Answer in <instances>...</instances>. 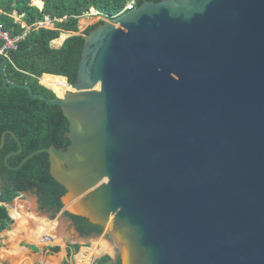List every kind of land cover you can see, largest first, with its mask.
Listing matches in <instances>:
<instances>
[{
    "label": "water",
    "instance_id": "1",
    "mask_svg": "<svg viewBox=\"0 0 264 264\" xmlns=\"http://www.w3.org/2000/svg\"><path fill=\"white\" fill-rule=\"evenodd\" d=\"M0 61L4 89L68 124L64 150L16 167L3 133L0 148L17 144L5 167L46 154L65 211L100 226L120 264H264V0L144 2L104 20L51 100L7 84Z\"/></svg>",
    "mask_w": 264,
    "mask_h": 264
},
{
    "label": "trees",
    "instance_id": "2",
    "mask_svg": "<svg viewBox=\"0 0 264 264\" xmlns=\"http://www.w3.org/2000/svg\"><path fill=\"white\" fill-rule=\"evenodd\" d=\"M163 0H134L135 7L144 2L158 3ZM128 0H0V29L10 36H19L22 29L13 21V16L22 15L23 22L30 26L44 16L51 19L66 20L55 23L54 29L32 30L19 41L15 51L7 54L8 62L3 68L7 84H26L33 94L46 99L55 95L39 85L50 86L53 76L66 79L67 84L74 83L84 37L102 21L87 26L80 34L78 20L92 11L103 20L118 17ZM60 33L71 34L59 48H53L51 41ZM63 38V37H62ZM1 45V44H0ZM1 63V62H0ZM43 75V76H42ZM68 124L57 106L47 105L29 97L24 89H4L0 77V139L3 133L10 132L20 144L21 152L8 158L7 164L16 167L32 152L52 146L64 150L68 145L65 134ZM17 151L12 136L6 134L0 148V234L9 230L15 214L4 205L11 203L22 193H31L36 199L40 211L58 214L62 209L63 188L49 176L47 155L40 153L25 162L15 171L8 170L4 158ZM63 217L71 223L79 236H100L103 229L91 224L87 219L64 212ZM29 249L32 247L27 246ZM72 249V250H71ZM59 247L49 248V253H58ZM79 250L78 245L66 246V257L61 264H70L71 257ZM97 252V251H96ZM95 252V253H96ZM109 256H102L92 264H107ZM113 264H120L116 258Z\"/></svg>",
    "mask_w": 264,
    "mask_h": 264
},
{
    "label": "rangeland",
    "instance_id": "3",
    "mask_svg": "<svg viewBox=\"0 0 264 264\" xmlns=\"http://www.w3.org/2000/svg\"><path fill=\"white\" fill-rule=\"evenodd\" d=\"M99 21L104 20L101 17L90 15L88 17L84 15L78 20L80 27L85 26L84 28ZM63 35L66 36V34ZM67 92L65 91L63 96ZM19 200L20 202L16 203L14 201L8 205V212L10 214L11 211L15 214V221L12 219L13 223L9 230L0 234V264H61L63 259H65L66 245L71 248L74 245L79 246L78 252L72 255L70 264H91L102 256H109L110 262L107 264L115 262L117 255L106 232L103 231L100 236H79L62 215L68 209L65 205H62L63 207L58 214L52 216L51 213L40 211L36 208L35 197L31 193H26L23 197L20 196ZM29 217H32V219L30 218L31 220H29ZM35 220H45L52 225L53 231L48 230L42 234L50 237L51 241L49 244H42L40 237H37L38 227L36 229L37 223ZM18 221L20 222L17 224ZM23 222H28V224ZM19 228L20 236L10 240L8 233ZM35 229L36 231H34ZM26 246L36 248V253H31ZM52 247H59V252L57 254L49 253L47 249ZM97 249L100 250L94 253ZM15 251L19 252L17 256H15ZM32 251L35 250L32 249ZM82 255L84 257L80 258Z\"/></svg>",
    "mask_w": 264,
    "mask_h": 264
},
{
    "label": "built area",
    "instance_id": "4",
    "mask_svg": "<svg viewBox=\"0 0 264 264\" xmlns=\"http://www.w3.org/2000/svg\"><path fill=\"white\" fill-rule=\"evenodd\" d=\"M135 8V2L134 0H128L127 4L125 5L124 9L122 10L121 14H124L128 11H131ZM97 16V13L92 11L88 14H85V16ZM66 20V18L62 19H51L48 16H44L41 20L36 21L32 25L28 26L26 25L23 20H22V15H15L13 16V21L15 24H18L21 29L22 33L19 36H10V34L6 31H2L0 29V54L7 57V54L9 52L15 51L17 48V44L19 43L20 40H22L28 32L32 30H39V29H49L52 30L54 29V24L55 23H61L62 21ZM65 34V33H63ZM61 34V35H63ZM51 241L50 237L48 236H43L42 237V243L43 244H49Z\"/></svg>",
    "mask_w": 264,
    "mask_h": 264
},
{
    "label": "bare ground",
    "instance_id": "5",
    "mask_svg": "<svg viewBox=\"0 0 264 264\" xmlns=\"http://www.w3.org/2000/svg\"><path fill=\"white\" fill-rule=\"evenodd\" d=\"M53 77L55 78V80L52 84H50V86H46L44 84H42V85H44L47 88H50L58 97H62L65 91H69L68 90L69 85L67 84V82L64 78L56 77V76H53ZM41 79H43V78L41 77ZM41 79H40V81H41ZM30 218L32 219V217H29V219ZM35 221L37 222V227H38V230H37V237L38 238L42 234L46 233L48 230L51 231L53 228L52 225L50 223L46 222L45 220H35ZM19 222L20 221H18L17 224ZM18 226H20V225H18ZM19 234H20V228L9 232L8 237L10 240H12L14 238H18V236H20ZM40 241L42 243V240H40ZM114 252H115V250H114ZM14 253L16 254L15 256H17L19 254L18 251H15Z\"/></svg>",
    "mask_w": 264,
    "mask_h": 264
},
{
    "label": "crops",
    "instance_id": "6",
    "mask_svg": "<svg viewBox=\"0 0 264 264\" xmlns=\"http://www.w3.org/2000/svg\"><path fill=\"white\" fill-rule=\"evenodd\" d=\"M85 27V26H84ZM84 27H80V25H79V22H78V32H77V34H80L85 28ZM61 34H63V33H60V35ZM73 33H71V34H69V35H72ZM59 35V36H60ZM66 35H68V34H66ZM61 37H62V35H61ZM63 39H64V37L63 38H57V39H55V40H53V41H51V46L53 47V48H59L61 45H62V43L64 42L63 41ZM7 58V57H6ZM1 62V61H0ZM43 76V75H42ZM41 79V78H40ZM40 79H39V83H40ZM41 84V83H40ZM44 88H46L47 90H50L54 95H55V93L50 89V88H47V87H45L44 85H42ZM24 194H26V193H22V194H20V196L21 197H23V195ZM20 196L18 197V198H16V199H14L12 202H14V201H16V203L17 202H20V200H19V198H20ZM11 202V203H12ZM11 203H9V204H11ZM9 204H6V205H4V207H6L7 208V210H8V205ZM35 205H36V208H37V204H36V199H35ZM38 209V208H37ZM19 213V212H18ZM8 214H9V212H8ZM9 216H10V214H9ZM10 218H11V216H10ZM12 219V218H11ZM14 220V219H13ZM29 220H31V219H29ZM24 224H28V222H23ZM37 223V222H36ZM70 223V222H69ZM70 225H71V223H70ZM36 229H37V224H36ZM36 229L34 230V231H36ZM35 234V233H34ZM92 236H94V235H92ZM42 237H43V235H41L40 236V240H42ZM12 242H14V241H12ZM8 243H11V242H8ZM67 246V245H66ZM29 247H32L35 251H32V249H29V248H27V246H26V248L31 252V253H36V248H34L33 246H29ZM65 249H66V247H65ZM98 250H100V249H97L96 251H98ZM47 251H48V249H47ZM95 251V252H96ZM94 252V253H95ZM52 254H54V253H52ZM57 254V253H56ZM91 254H93V253H91ZM107 254H109V253H107ZM65 257H66V251H65ZM84 257V255H82V257H80V258H83ZM99 259V258H98ZM64 260V259H63ZM62 263V262H61ZM93 263V262H92ZM91 263V264H92Z\"/></svg>",
    "mask_w": 264,
    "mask_h": 264
}]
</instances>
